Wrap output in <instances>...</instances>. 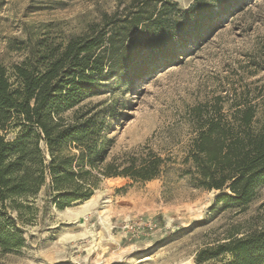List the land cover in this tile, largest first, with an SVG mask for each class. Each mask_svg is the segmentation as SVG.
<instances>
[{"label":"rangeland","instance_id":"rangeland-1","mask_svg":"<svg viewBox=\"0 0 264 264\" xmlns=\"http://www.w3.org/2000/svg\"><path fill=\"white\" fill-rule=\"evenodd\" d=\"M140 1L0 0V65L12 76L30 44H66L101 24L105 14L123 16ZM173 1L180 11L194 3ZM204 38L163 69L106 81L81 105L104 103L113 112L103 130L111 141L106 162L151 150L171 160L166 173L136 182L96 171L93 197L65 210L44 191L21 202L29 210L9 215L25 243L0 250V264H229L231 254L203 263L199 255L264 228V187L247 206L227 208L217 203L221 193L196 189L179 171L194 106L247 94L257 105V127H264V0H245ZM17 134L10 128L8 139Z\"/></svg>","mask_w":264,"mask_h":264},{"label":"trees","instance_id":"trees-1","mask_svg":"<svg viewBox=\"0 0 264 264\" xmlns=\"http://www.w3.org/2000/svg\"><path fill=\"white\" fill-rule=\"evenodd\" d=\"M244 1L194 0L180 11L173 0H142L123 16L105 14L101 24L66 44H30L12 76L0 65V250L23 247V232L9 210H29L21 202L42 191L65 210L93 197L96 171L136 182L166 173L171 160L151 150L106 162L111 141L103 130L113 112L104 103L85 110L81 105L106 81L179 61L182 50L203 43ZM191 119L181 176L198 190L221 193L217 203L227 208L247 206L264 187V127H257L254 99L217 96L194 106ZM12 127L18 134L9 140ZM227 254L233 256L229 264H264V228L202 251L198 262Z\"/></svg>","mask_w":264,"mask_h":264}]
</instances>
